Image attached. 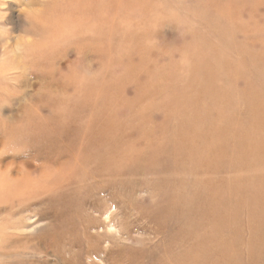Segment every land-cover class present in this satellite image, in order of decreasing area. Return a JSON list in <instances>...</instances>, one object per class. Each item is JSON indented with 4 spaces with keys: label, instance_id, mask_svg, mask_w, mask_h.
<instances>
[{
    "label": "rangeland",
    "instance_id": "obj_1",
    "mask_svg": "<svg viewBox=\"0 0 264 264\" xmlns=\"http://www.w3.org/2000/svg\"><path fill=\"white\" fill-rule=\"evenodd\" d=\"M42 1L0 4V14L7 17L0 19V32L14 52L1 59L0 69L13 60L26 66L0 74V160L9 165L0 168V192L10 188L9 173L24 172L22 164L35 167L37 172L30 173L38 180L25 195L0 200V226L14 223L6 229L8 238L0 237V264L184 263L177 257H171L175 263L161 262L164 248L187 256L188 242L169 246L165 241L174 227L206 223L213 210H199L208 201V191H202L208 187V164L226 162L223 153L233 144L228 132L244 129L242 117L259 114L258 105L264 104V0H96L97 19H74L70 34L43 45L50 47L41 53L54 60L49 68L27 61L39 46L30 47L36 39L25 33L31 19L24 10ZM67 50L72 53L56 56ZM90 50L97 61L92 76H84L83 65L70 73L74 55ZM58 69H68L65 83L78 82L82 89L54 103L41 98L44 92L32 81H37L35 72L53 77ZM19 74L29 83L15 80ZM51 85L60 88L61 83ZM234 101L230 111L226 105ZM59 108L71 130L80 133V144L98 148L104 161L109 150L115 151L112 187L101 191L89 184L94 177L82 176L74 195L63 194L68 176L61 172L71 163L54 148L60 133L52 113ZM209 124L217 140L210 145L213 152L207 146ZM188 156L191 166L179 168L178 160ZM136 157H154L155 166L134 169ZM181 176L188 182L180 184ZM219 180L224 182L225 175ZM173 209L180 216L171 217ZM56 228H63L59 244L45 238ZM242 246L246 258L248 248ZM5 252L11 255L4 258Z\"/></svg>",
    "mask_w": 264,
    "mask_h": 264
},
{
    "label": "bare ground",
    "instance_id": "obj_2",
    "mask_svg": "<svg viewBox=\"0 0 264 264\" xmlns=\"http://www.w3.org/2000/svg\"><path fill=\"white\" fill-rule=\"evenodd\" d=\"M6 1L8 0H0V4H5ZM26 8L27 10H24L25 13L27 12L26 16L31 20L30 22L28 20L29 28L26 29L27 31L25 33L33 35V37H35L34 39H36L34 44L30 45V47L39 46L34 50V52L29 53L27 61L30 62L31 67L39 64L44 65L46 68H49V66L53 67L54 60L46 58L48 54L44 56V54L41 53L42 49H46L50 46L45 47L43 45L48 44L49 40L52 42L53 38L57 39L59 37L60 40H62V38L66 37L63 35L70 34L72 28L76 27V25H73L72 22L74 19L80 21L82 19H97L98 17V6L96 0H44L35 5H27ZM2 9L3 7L1 6L0 10ZM225 9L227 8L225 7ZM5 16L6 14H0V19H7ZM197 17H200V15H197ZM27 18L25 17V19ZM24 27L25 26H23V28ZM58 28L61 30L64 29L61 34H58ZM56 34L58 35L55 36ZM5 35L6 33L2 29L0 32V61L1 59H5L6 55L8 56V52H12L14 55L13 50H9L11 46L7 44ZM71 53L72 51L69 50L61 53L57 51L56 56L61 57ZM95 54L96 53L93 52V50L81 51L77 52L75 55L73 54L76 58L74 61H71L72 65L68 66L70 73L74 69L77 71L78 68L83 65L85 69L84 76H92V73L95 71V67L97 65ZM14 59H16V57ZM46 61L48 63H46ZM6 67L7 68L0 69V74L2 73L1 70L3 73L6 69V71H8V69H16L19 72V69L21 70L26 68L24 63L20 64L19 60H13ZM35 67L37 68V66ZM61 67H63L62 64L60 65V68ZM68 69H66V73H63L62 69L56 70V74L53 77L48 75L49 73L46 74L45 72H42L39 74L35 72V78L37 81L32 82L39 85V89L44 92L43 95L39 94L41 98L46 97L48 101L52 100L54 103H61V99L64 94H67V92L72 89H74V91L82 89L78 82H67L68 85L65 83V76L66 74H69ZM9 73L11 72H5L2 77ZM20 74L19 76L16 75L17 78H15V80L21 79L28 84L29 80L26 79L27 77L24 78V76H21ZM6 78L8 79V77ZM56 81L61 83L60 88H56L51 85L52 82ZM218 84H220V82ZM52 86L54 88H52ZM261 93L264 95V88ZM262 95L258 94L257 99L260 100ZM226 106L231 108L230 111H232L233 108L237 106V101H234L231 104L228 103ZM258 106L261 107V109H259V114L251 113L250 111V114L242 117L241 122L246 124L244 129L228 132L233 144H231L232 146L229 151L223 153L226 162L222 165L208 164V178L205 181L208 182V187L202 190L203 192L208 191V201H206L199 210L201 211L207 209V207V210H213L212 213L206 215V223H204L203 227L189 226L186 229L174 227L172 228V232L168 240L165 241V243L169 246L188 242L185 249L187 256L183 257L178 253L164 248L161 250L162 254L159 256L162 263L167 260H172L171 257H177L185 264H264V165L260 164V162H264V104ZM218 107L222 111L226 110L223 107ZM246 111L248 110L246 109ZM52 114L54 115L53 121L57 125L54 126V129L56 132L60 133L55 141L54 148H61V156L66 154L64 155L66 161L71 163L70 167H63L61 172V174L68 176V179L65 181L61 190L63 194L65 196L74 195V185L76 184L77 179L82 176L94 177V180L89 184L95 183L94 187H98L101 191L112 187L114 182H116V173L114 171L118 166L117 163L111 161L114 160L113 156L115 151L109 150L107 152V159L105 161L102 160L99 155L101 152L98 151V148L91 149L87 146V144L82 145L78 142L80 133L75 127L71 130L70 127L72 126L69 125L66 118H63L64 115H66L64 111L59 108V110H55ZM61 116L63 119L62 121L60 120ZM233 117L234 119L239 118L236 114ZM209 125L207 132V146L208 152H213L215 148H210V145H213L215 142L217 143V140L214 133L215 130L211 125ZM188 146V143H186L184 146L185 152L186 149L189 148ZM133 156L135 157V154H133ZM143 159L145 158L139 157L135 160L137 165L135 164L136 166H134V169H152L153 164L155 166L153 161L155 160L154 157H147L145 160ZM144 163L148 166H142ZM21 166L25 167L22 174L15 173L11 175L9 173V177L11 178V182H9L10 188L0 192L1 201L4 202L8 199V197L18 194L25 195V192L30 191L33 185L37 186L38 180L33 179L35 176L33 173H30L32 170L37 172L36 168L27 166L26 164H22ZM190 166L191 160L189 156L185 157V159H181V161L178 160L179 168H188ZM6 167L9 169V165L2 163L0 160V168L5 170ZM221 174L225 175L224 182H220L219 180V176ZM41 175H43V173H41ZM186 178L187 177L181 176L179 183L188 182ZM55 184H57V182ZM223 197H228L229 199L227 201H223ZM19 204L22 206L21 202ZM178 207L183 209L184 203ZM3 211H7V209L3 208L2 212ZM173 212H175V209H173ZM183 212L188 213V215L193 214V211L188 209ZM180 213L182 212H175L171 215V217L180 216ZM233 215H236L237 217H234ZM1 216L2 214L0 217ZM165 217L168 218L169 215L165 214ZM188 223L189 222H186V224ZM12 225H14V223L10 221H4L2 223V226H0L1 238H8L9 233H7L6 229ZM196 230H202L203 234L200 236H194L193 232ZM211 230L214 232L213 235L209 232ZM245 233H248V237L246 236V238L243 235ZM63 235V228H56L45 238L51 237V242L59 244L62 241ZM242 245H246V248H248L249 254L246 258L241 257L243 254V248H241ZM5 253L6 256L4 258L11 255V253ZM173 263L175 262L173 261Z\"/></svg>",
    "mask_w": 264,
    "mask_h": 264
}]
</instances>
